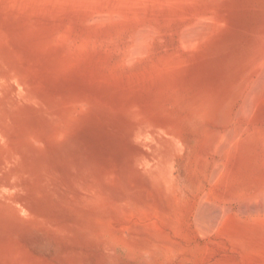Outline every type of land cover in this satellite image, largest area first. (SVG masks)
Returning a JSON list of instances; mask_svg holds the SVG:
<instances>
[{"label": "rangeland", "instance_id": "1", "mask_svg": "<svg viewBox=\"0 0 264 264\" xmlns=\"http://www.w3.org/2000/svg\"><path fill=\"white\" fill-rule=\"evenodd\" d=\"M69 1L0 0V264H264V0Z\"/></svg>", "mask_w": 264, "mask_h": 264}, {"label": "bare ground", "instance_id": "2", "mask_svg": "<svg viewBox=\"0 0 264 264\" xmlns=\"http://www.w3.org/2000/svg\"><path fill=\"white\" fill-rule=\"evenodd\" d=\"M67 1H69V0H66V2H67ZM70 1H72V0H70ZM70 1H69V2H70ZM73 1H75V2L78 1V2H79V0H73ZM73 1H72L71 4H70L71 6L74 4ZM80 1H81V0H80ZM83 1H84V0H83ZM83 1H81V2H83ZM89 1H90V0H89ZM92 1H93V0H92ZM92 1H90V2H92ZM112 1H113V0H112ZM141 1H142V0H141ZM156 1H157V0H156ZM158 1H162L163 3H164V1L166 2V0H164V1H163V0H158ZM167 1H170V0H167ZM173 1H175V0H173ZM177 1H178V0H177ZM179 1H180V0H179ZM189 1H190V0L187 1V4H188ZM196 1H198V0H196ZM196 1L193 0V2H196ZM212 1H213V0H212ZM212 1H210V4H213ZM62 2H63V0H62ZM69 2H68V3H69ZM87 2H88V1H87ZM105 2H106V1H105ZM105 2H100V3H101L100 6H102L103 4H105V6H107ZM107 2H108V1H107ZM110 2H111V0H110ZM110 2H109L108 4H110ZM115 2H116V0H115ZM128 2H129V0H128ZM131 2H132V0H130V3H128V4L130 5ZM134 2H135V1H134ZM143 2L148 4V3H150V0H143ZM143 2H141V3H143ZM190 2H192V1H190ZM202 2H203V1H202ZM202 2H201V3H202ZM205 2L207 3V2H209V1L207 0V1H205ZM215 2H216V4H217L218 0L215 1ZM219 2H221V1H219ZM76 3H77V2H76ZM92 3H93V2H92ZM92 3H89V4L91 5ZM95 3H96V2H95ZM102 3H103V4H102ZM119 3L122 4V2H119ZM126 3H127V2H124V3H123V4H125L126 6H123V4L121 5V6L124 7L122 10H125V9H126L125 7H127V9L135 7V6H133L134 4L132 5L133 7H132L131 5H130V6H131V7H130V6H128ZM167 3H168V2H167ZM79 4H80V3H79ZM82 4H83V3H82ZM82 4H81V6H82ZM96 4L99 6V3H96ZM111 4H114V3H111ZM115 4L118 5V1H117V3H115ZM157 4H158V3H157ZM172 4H173V3H172ZM175 4H176V3H175ZM214 4H215V3H214ZM86 5H88V4H86ZM116 5H114V6H116ZM142 5H143V4H141V6H142ZM177 5H178V4H177ZM217 5H219V4H217ZM76 6H77V5H76ZM105 6H103V7H105ZM121 6H120V7H121ZM136 6L138 7V5H136ZM139 6H140V5H139ZM143 6H145V4H144ZM165 6H166V5H165ZM172 6H173V5H172ZM79 7H80V6H79ZM79 7H77L76 9L78 10ZM89 7L92 8L91 6H89ZM94 7H95V6H93V8H94ZM116 7H117V6H116ZM116 7H115V9H116ZM137 7H136L134 10H136ZM149 7H150V6H149ZM155 7H156V6H155ZM67 8H68V7H67ZM93 8H92V9H93ZM109 8H110V6H109ZM121 8H122V7H121ZM138 8H139V7H138ZM142 8H144V7H142ZM145 8H146V7H145ZM145 8H144V10H141V9L139 8L138 11L136 10L137 12H136V11H131V12H130V11H128V10H127V11L130 12L129 14H131V17L133 16V18H134L135 15H136V17H137L138 15H140V14H139V13H141L140 11L144 12L146 9H150V8H148V7H147L146 9H145ZM151 8H152V7H151ZM174 8H175V7H174ZM186 8H187V7H186ZM72 9H73V6H72ZM74 9H75V8H74ZM82 9H84L83 11L86 10L85 12H86L87 15L90 13V12H89V13L87 12V10H90V9H88L87 7L82 8ZM92 9H91V11H92V14H93V15L91 16V13H90L89 16H91V18L89 17V18H90V19H89V18L87 17V18H86V19H87V22H88V23H93V22H94L92 25H98L97 23H99V25L102 27V26H103L102 20H104L103 18H106V15H105L106 12H107V14H108V13H111V11L113 10V7H112V10L110 9L111 11H110V10H107L108 7H105L104 9L107 10V11L105 10L106 12H103L104 9H102V12H101V8H97V10L100 9V12H101V14H99L100 12H99V10H98V12H99V13L97 12L98 15H97L96 13H94V10H95V12L97 11L96 8H95L94 10H92ZM115 9H114L113 12H116V13H117V11H116ZM118 9H119V8H117V10H118ZM152 9H153V8H152ZM152 9H151L150 11H149V10H146V11H149V13H151V12H152ZM155 9L158 10L157 8H155ZM155 9H154V10H155ZM159 9L162 10L161 7H159ZM165 9H166V7H165ZM176 9H178V8H176ZM176 9H175V10H176ZM181 9H182V7L180 8V10H181ZM80 10H81V9H80ZM120 10H121V9H120ZM120 10H118V12H119ZM129 10H130V9H129ZM139 10H140V11H139ZM173 10H174V9H173ZM173 10H172V11H173ZM175 10H174L175 13L171 14V11H170V8H169V11H170V12H169V13H170L169 16H170V15H173V16H174V14H176V15L178 16V14L176 13ZM188 10H189V9H188ZM191 10H192V9H191ZM75 11H76V10H75ZM108 11H110V12H108ZM127 11H123V12L120 11L119 13L122 12V13H121V15H122L124 12L126 13ZM146 11H145V14L148 13V12H146ZM181 11H182V10H181ZM186 11H187V10H186ZM196 11L198 12V10H196ZM215 11H216V10H215ZM215 11H214V14L212 13L213 11H212V12L210 11V12L212 13V15H214L215 18H216V16H217L219 13H221V14L223 13L222 11H221V12L219 11V13L216 14V16H215ZM79 12H80V11H79ZM79 12H78V13H79ZM81 12H82V11H81ZM85 12H84V13H85ZM113 12H112V14H110V17H109V18H106L107 21H108V20L111 21V19H112L111 16H113V14H115V13H113ZM134 12L138 13V15H137L136 13H134ZM167 12H168V11H167ZM177 12H178V11H177ZM188 12H191V11H187V16H190V17H191L192 15H194V17H195V14H190V15H188ZM199 12H201V11L199 10ZM199 12L197 13V15L200 14ZM203 12H204V11H203ZM216 12H218V11H216ZM76 13H77V12H76ZM102 13H103V14H102ZM104 13H105V14H104ZM119 13H117V15H119ZM125 13H124V14H125ZM133 13H134L135 15H134ZM149 13H148V14H149ZM156 13L158 14L157 11H156ZM204 13H205V12H204ZM204 13H203V14H204ZM207 13H208V12H207ZM211 13L209 14L210 16H211ZM81 14H82V13H81ZM95 14H96V15H95ZM126 14H127V13H126ZM129 14H127V15H128V18H127V16H125V15H124V16H123V15H122V16L119 15L120 18L118 19V22H117V19H116V18H118V16L115 14V15H116V17H115V20H116V21H115V22H111V23H110V21H109L108 23L110 24V26H112V23H113V25H114V23H116V24L118 23V24H119V21L123 20V19H121V17H126V18H127L126 22H127L129 19H131L130 21H132L133 18H130V17H129ZM143 14H144V13H143ZM143 14H141L142 16L140 15V16L142 17V20H143ZM151 14H155V13H151ZM162 14H163V13H162ZM182 14H184V13H182ZM185 14H186V13H185ZM223 14H226V13H223ZM79 15H80V14H79ZM155 15H156V14H155ZM160 15H161V14H160ZM197 15H196V16H197ZM219 15H220V14H219ZM219 15L217 16L218 18H219ZM108 16H109V15H108ZM140 16H138V18H139ZM147 16L149 17L150 15H147ZM151 16H152V15H151ZM177 16H176V18H178V20H180V19L182 18V17H181V13H180V16H179L180 18L177 17ZM182 16H183V15H182ZM200 16L205 17V15H200ZM210 16H209V17H210ZM223 16H224V18H225L226 15H223ZM113 17H114V16H113ZM136 17H135V18H136ZM141 17H140V18H141ZM145 17H146V15L144 16V18H145ZM158 17H159V16H158ZM184 17H185V15H184ZM190 17H187V18H188V20L191 21V18H190ZM194 17L192 16V18H194ZM211 17L214 18L213 16H211ZM211 17H210V18H211ZM138 18H136V19H137V22H138V21L141 22V19L139 18V20H138ZM154 18H155V20L157 19L156 17H153V16H152V18L150 17V19H152V20H151L152 22L155 21ZM176 18H175V19H176ZM189 18H190V19H189ZM198 18H200V17H198ZM218 18L215 19V21H213L214 19H213V20L211 19V23L214 22V23L217 24V20H219ZM220 18H221V17H220ZM224 18L222 17L221 19L224 20ZM226 18H227V17H226ZM88 19H89V20H92V19H93L94 21L92 20V21L90 22ZM106 19H105V21H103V22L105 23V26H103V27H106V28L108 27V28H109V25L106 26ZM120 19H121V20H120ZM145 19H146V18H145ZM148 19H149V18H148ZM148 19H147V20H148ZM150 19H149V20H150ZM158 19H159V18H158ZM158 19H157V21H158ZM160 19H161V18H160ZM162 19H163V18H162ZM171 19H172V21L174 20L173 18H171ZM195 19H196V18H195ZM206 19H209V18L206 16ZM221 19H220L219 21L223 22V20H221ZM227 19H228V18H227ZM77 20H78V19H77ZM99 20L101 21V24H102V25L100 24V21H99ZM112 20H114V18H113ZM133 20H134V19H133ZM149 20H148V22L150 23L151 21H149ZM197 20H198V21H201V19H196V22H194V20H192V22L195 23V24H194V23L192 24V27H193L194 25L198 24V23H201V22H198ZM202 20H204V19L202 18ZM73 21H74V20H73ZM96 21H97V22H96ZM98 21H99V22H98ZM134 21H136V20H134ZM144 21H145V20H144ZM144 21H142L143 24H140V22H138L140 25H139L137 22H135V23H137L138 26H139V27H138V26L136 25V26H137V29H135L136 27L133 26L134 24H132V27H133L134 29L130 26V28H132V29H131V32H132V30H135V32H134V37H133V38H136V37H137V40L134 39V41H131L132 43L129 44V45H131L132 53H133L134 55H133L132 53H130V52H129V53H130L131 55H129V54L127 53L128 50L131 51L130 48H129L128 50H126L127 52H125V51L123 50V49H125V47L122 49V51H124L125 53L128 54V56H127L128 58H129V56H130V58H131L132 55L135 56V54H136V53H140V51H142L141 53L145 54V55H144L145 57H146V55L151 56V55H150V52H151L152 49H151L150 47H153L154 44H151L152 42L150 43V38H148V36H145V34L147 35V32H148L149 34L152 33V32L155 33L156 30H155V28H153V27L158 28L159 26H157V24H155V23L153 22L154 25L152 24L153 26H151V27L154 29V31L151 29V27L149 26V24H148V26H149V28H150L149 30H151V32L148 31L147 27H146V29H147V31H146V30H145V24H147V21H145L146 23H144ZM157 21H155V22L157 23ZM161 21H162V20H161ZM172 21H171V22H172ZM208 21H210V19H209ZM219 21H218V22H219ZM224 21H225V20H224ZM95 22H96V23H95ZM132 22H133V21H132ZM142 22H141V23H142ZM159 22H160V21H158V24H159ZM174 22H176V20H175ZM197 22H198V23H197ZM206 22H207V20L204 21V23L202 22L201 25L203 24V27L207 29L208 26L206 25L207 27H205V25H204ZM221 22L218 23L217 25H219V24H223V23H221ZM225 22H228V20L225 21ZM225 22H224V23H225ZM108 23H107V24H108ZM121 23H122V25H120V29H121V27L124 29L123 23L125 24V21H124V22L122 21ZM176 23H177V26H178V25H179L178 22H176ZM176 23H173V24H176ZM180 23H181V21H180ZM127 24L130 25V22H129V23L127 22ZM127 24H125V26H126ZM150 24H151V23H150ZM160 24H161V23H160ZM206 24H207V23H206ZM77 25H79V24H77ZM129 25H128V26H129ZM164 25H165V24H164ZM164 25H163V26H164ZM198 25L201 26L200 24H198ZM209 25H212V26L214 25V28L209 26V30H210L211 28H212V30H213V29L215 30V28H216V27H215V24H210V22H209ZM81 26H82V25H81ZM114 26H116V25H114ZM128 26H127V28H128ZM146 26H147V25H146ZM199 26H198L197 28H199ZM227 26H228V25H227ZM95 27H96V26H95ZM117 27H118V26H117ZM184 27H185V26H184ZM195 27H196V26H195ZM217 27L219 28V26H217ZM224 27H225V28H224ZM224 27H222V25H221L220 29H226V28H227L226 25H225ZM186 28H187V27H186ZM197 28H196V31L198 30ZM201 28H202V27H201ZM218 28H216L215 31L220 32ZM84 29H86V28H84ZM84 29H83L82 31H84ZM112 29H113V26H112ZM112 29H111V27H110L109 30H112ZM125 29H126V28H125ZM160 29H161V27H160ZM160 29H158V31H159ZM187 29H188V28H187ZM187 29H186V30H187ZM102 30H103V29H102ZM188 30H189V29H188ZM192 30H193V29H191L190 31H192ZM113 31H114V30H113ZM145 31H146V32H145ZM158 31H156L155 34L158 35V36H161V33L159 34L160 31H159V32H158ZM202 31H203V30H202ZM215 31H213V33H211V30H210V34H212V35H213V34H218V33L215 32ZM84 32H85V31H84ZM93 32H94V31H93ZM105 32H106V31H105ZM123 32H124V31H123ZM123 32H122V34H123ZM126 32H127V31H126ZM126 32H124V33H125V36L123 35L124 37H126ZM128 32H130V31L128 30ZM165 32H166V31H165ZM75 33H76V32H75ZM81 33H82V32H81ZM88 33H89V31H88ZM154 33H152V35H153ZM157 33H158V34H157ZM198 33H199V32H198ZM204 33H205V32H204ZM57 34H58V33H57ZM70 34H71V33H70ZM82 34H83V33H82ZM127 34H128V33H127ZM132 34H133V32L131 33V35H132ZM149 34H148V35H149ZM155 34H154V35H155ZM84 35H85V34H84ZM131 35L128 36V37H131ZM154 35L151 37L152 40H153L154 38H155V39L157 38L158 40H161L160 37H159V38H160V39H159L158 36L155 35L156 37H154ZM200 35H201V34H200ZM68 36H70V35H68ZM68 36H67V37H68ZM85 36H86V35H85ZM85 36H84V37H85ZM87 36H88V35H87ZM107 36H108V35H107ZM109 36H110V35H109ZM116 36H117V35H116ZM123 36H122V38H124ZM132 36H133V35H132ZM135 36H136V37H135ZM149 36H151V35H149ZM209 36H210V35H209ZM89 37H90V36H89ZM92 37H93V36H92ZM111 37H112V36H111ZM141 37H143V39H142L143 41L140 40ZM144 37H146V39H149V40H148L149 43H143V42H146V41H147V40L144 41V39H145ZM153 37H154V38H153ZM207 37H208V36H207ZM69 38H70V37H69ZM76 38H77V37H76ZM85 38H86V37H85ZM85 38H84V39H85ZM114 38H115V36H114ZM126 38H127V37H126ZM164 38H165V37H164ZM198 38L200 39V36H199ZM210 38H211V36H210ZM212 38H213V37H212ZM74 39H75V37H74L73 39L71 38V40H73L72 43H74ZM84 39H83V40H84ZM89 39H90V38H89ZM116 39H117V38H116ZM129 39H130V38H129ZM129 39L127 38L126 40L129 41ZM155 39L153 40L154 42H155ZM76 40H78V38H77ZM76 40H75V41H76ZM90 40H91V39H90ZM94 40H95V38H94ZM109 40H111V39H109ZM114 40H115V39H114ZM114 40H113V41L111 40V42H116V41H114ZM122 40H123V39H122ZM124 40H125V38H124ZM126 40H125V41H126ZM130 40H132V38H131ZM152 40H151V41H152ZM184 40H185V39H184ZM206 40H207V39H206ZM211 40H212V39H211ZM87 41H88V39H87ZM96 41L98 42L97 39H96ZM99 41H100V40H99ZM117 41H118V40H117ZM176 41H177V40H176ZM178 41H179V40H178ZM181 41H182V40H181ZM187 41H189V39H188ZM187 41H185V43H187ZM84 42H86V40H85ZM93 42H94V41H93ZM109 42H110V41H109ZM123 42H124V41H123ZM156 42H157V40H156ZM204 42H205V40H204ZM86 43H87V42H86ZM90 43H91V42H90ZM102 43H104V42H102ZM102 43H98L97 45L102 44ZM116 43H117V42H116ZM120 43H121V41H120ZM126 43H128V42H126ZM126 43H124V44H126ZM159 43H160V42H159ZM161 43H162V42H161ZM161 43L159 44V46L161 45ZM202 43H203V42H202ZM64 44H65V42H64ZM64 44H63V45H64ZM77 44H78V42H77ZM83 44H85V43H83ZM92 44H93V43H92ZM94 44H95V43H94ZM94 44H93V45H94ZM124 44H122V45H124ZM142 44H146V46H147V44H148V46H150L149 44H151V46L149 47L151 50L148 52V54H147V49H146V48H148V47H145V49H144ZM155 44H156V43H155ZM157 44H158V43H157ZM157 44H156V46L154 45V47H153L154 50H155V47H156V48L158 47ZM175 44H176V43H175ZM177 44H178V43H177ZM197 44H199V40H198V43H197ZM69 45H70V44H69ZM86 45H87V44H86ZM97 45L95 44L94 47H96ZM126 45H128V44H126ZM204 45H205V43H204ZM71 46H72V44H71ZM76 46H77V45H76ZM87 46H88V45H87ZM90 46H91V45H89V47H90ZM100 46H101V45H100ZM119 46H120V45H119ZM144 46H145V45H144ZM165 46H167V45H165ZM184 46H185V45H184ZM197 46H198V45H197ZM91 47H93V46H91ZM97 47H98V46H97ZM122 47H123V46H122ZM129 47H130V46H129ZM171 47H172V45H171ZM171 47H170V48H171ZM190 47H191V46H190ZM190 47H189V48H190ZM66 48H68L67 45H66ZM71 48H72V47H71ZM126 48H127V46H126ZM142 48H143V49H142ZM160 48H162V46H161ZM198 48H199V47H198ZM95 49H97V48H95ZM111 49H112V48H111ZM157 49H158V48H157ZM199 49H200V48H199ZM199 49H198V50H199ZM202 49H203V48H202ZM69 50H70V49H69ZM74 50H75V48H74ZM93 50H94V48H93ZM145 50H146V53H145ZM165 50H168V49L165 48ZM194 50H197V49H194ZM75 51H76V50H75ZM102 51H103V50H102ZM137 51H139V52H137ZM157 51H158V50H157ZM157 51H156V54H157ZM69 52H71V51H69ZM72 52H73V51H72ZM124 52H123V55H124ZM134 52H135V53H134ZM152 52H153V51H152ZM152 52H151V53H152ZM154 52H155V51H154ZM160 52H161V51L159 50V53H160ZM166 52H167V51H165V52H163V53L166 54ZM169 52H171V51L169 50ZM176 52H177V51H176ZM196 52H198V51H196ZM65 53H66V52H65ZM81 53H82V51H81ZM190 53H191V52H190ZM193 53H194V52H193ZM66 54H67V53H66ZM143 54H141V55L138 54V55H139V57L141 56V58L144 59ZM152 54H153V53H152ZM154 54H155V53H154ZM156 54H155V55H156ZM167 54H168V52H167ZM176 54H178V53H176ZM195 54H197V53H195ZM171 55H172V54H171ZM171 55L168 54L169 57H170ZM174 55H175V53H174ZM174 55H173V57H176V56H177V55H175V56H174ZM82 56H84V55H82ZM125 56H126V54L124 55L123 59L125 58ZM133 56H132V57H133ZM142 56H143V57H142ZM127 57H126V58H127ZM173 57L171 56L172 59H173ZM193 57H194V56H193ZM198 57H199V56H198ZM258 57H259V55H258ZM260 57H261V58H260ZM260 57H259L260 59L258 58V59H259V64H260L261 68H264V55H263V56H260ZM126 58H125V59H126ZM141 58H139V59H141ZM171 58H170V59H171ZM177 58H180L179 54H178V57H177ZM121 59H122V58H121ZM123 59H122V60H123ZM137 59H138V56H137ZM162 59H164V60L167 61V62L169 61L168 58H167V60H166V58L162 57ZM100 60H101V59H100ZM132 60L135 61L136 58L134 57ZM147 60H150V57L147 58ZM173 60H174V59H173ZM180 60H181V59H180ZM187 60H188V59H187ZM191 60H192V59H190V61H191ZM194 60H195V59H194ZM123 61H124V63H123ZM123 61L120 62V63H122L123 66L126 65V64H127V66L130 65V64L127 63V62L129 61L128 59H127L126 61H125V60H123ZM130 61H131V60H130ZM130 61H129V63H130ZM142 61H143V60H142ZM142 61H141V62H142ZM152 61L154 62V60H152ZM162 61H163V60H162ZM257 61H258V60H257ZM257 61H255L254 63H256ZM125 62H126V64H125ZM135 62H136V61H135ZM135 62H134V63H135ZM145 62H146V61H145ZM174 62H175V61H174ZM180 62H181V61H180ZM131 63L134 65V63H133L132 61H131ZM175 63H176V62H175ZM185 63H186V62H185ZM190 63H191V62H189V64H190ZM257 63H258V62H257ZM132 64H131V65H132ZM152 64H153V63H152ZM187 64H188V63H187ZM259 64H257V65H259ZM103 65H104V64H103ZM120 65H121V64H120ZM148 65H150V62H148ZM98 66H100V65H98ZM123 66H122V67H123ZM179 66H180V65H179ZM184 66H185V65H184ZM251 66H252V64H251ZM254 66H255V64H254ZM254 66H253V67H254ZM124 67H125V66H124ZM129 67H130V66H129ZM186 67H187V66H186ZM186 67H185V68H186ZM188 67H189V65H188ZM183 68H184V67H183ZM122 69H123V68H122ZM124 69H125V68H124ZM129 69H131V68H129ZM166 69H168V68H166ZM166 69H164V70H166ZM170 69H171V68H170ZM170 69H169V71H170ZM179 69H180V71L182 70L180 67H179ZM250 69H251V68H250ZM252 69H253V68H252ZM72 70H73V69H72ZM127 70H128V69H127ZM171 70H172V69H171ZM174 70H175V69H174ZM177 70H178V69H177ZM110 71H111V70H110ZM146 71H147V70H146ZM178 71H179V70H178ZM175 72H177V71H175ZM154 73L157 74V72L153 71V74H154ZM159 73L161 74V71H160ZM171 73H174V72H171ZM171 73H170V74H171ZM182 73H183V72H182ZM182 73H181V74H182ZM74 74H75V73H74ZM85 74H86V73H85ZM136 74H139V73H136ZM149 74H150V73L148 72V75H147V76H149ZM113 75H114V74H113ZM157 75H158V76H157ZM157 75H156V77H157V80H158V77L161 76V75H159V74H157ZM173 75H174V74H172V76H173ZM178 75H179V74H178ZM256 75H257V74H256ZM105 76H106V75H105ZM142 76H144V75H142ZM151 76H152V74L150 75V77H145V78H150V79H151ZM110 77H111V75H110ZM152 77H153V76H152ZM261 77H262V76H261ZM82 78H83V77H82ZM131 78H132V77H131ZM135 78H138V77H135ZM167 78H168V77H167ZM259 78H260V77H258V79H259ZM80 79H81V78H80ZM159 79H161V78L159 77ZM252 79H253V78H252ZM256 79H257V78H256ZM261 79H262V78H261ZM261 79H260L259 81H262V80L264 79V76H263V79H262V80H261ZM112 80H113V79H112ZM141 80L144 81V80H146V79H143V77H142ZM151 80H152V81H151ZM151 80H149V81L153 82V79H151ZM160 81H162V80H159V81H158V84L161 85ZM253 81H254V79H253ZM259 81H256V82H257V85H258V84L260 85L261 82H259ZM263 81H264V80H263ZM263 81H262L261 85L264 84ZM87 82H88V81H86V83H87ZM145 82H146V81H145ZM151 82H150V83H151ZM155 82H156V79H155ZM256 82H251V83H253V84L255 83V85H256ZM258 82H259V83H258ZM117 84H118V83H117ZM249 84H250V82H249ZM146 85H147V84H146ZM257 85H256V86H257ZM259 85H258V86H259ZM261 85H260V86H261ZM118 86H119V85H118ZM151 86H154V88H155L156 84H155V85H152V83H151ZM158 86H159V85H158ZM158 86H157V88H158ZM249 86H251V85H249ZM258 86H257V88H258ZM260 86H259V87H260ZM114 87H115V86H114ZM145 87H146V86H145ZM117 88H118V87H117ZM249 88H251V90L254 89V88H252V87H248V89H249ZM261 88H262V87H260V89H261ZM113 89H114V88H113ZM119 90H120V89H119ZM246 90H247V89H246ZM258 90H259V89H258ZM258 90H257V94H260V93H261L260 91H264V87H263L262 90H259V93H258ZM248 91H250V90H248ZM253 91H254V93H255L256 89H254ZM243 92L245 93V91H243ZM250 92H251V91H250ZM250 92H248V93H249V96H248V97L250 98V99H249V98H248V99H249L251 102L254 100V98H255V100H256V96L261 97L260 95H256V96L254 95V96H255V97H254L253 94H252V96H251V95H250ZM244 93H243V94H244ZM251 93H253V92H251ZM246 94H247V93H246ZM262 94L264 95V92L261 93V95H262ZM142 95H143V94H142ZM244 95H245V94H244ZM247 95H248V94H247ZM263 95H262V96H263ZM251 97L253 98V100H251ZM246 98H247V97L245 96L244 100H245ZM262 98H263V97H262ZM248 99H246V102H248V104H249V103L251 104V102H250ZM260 99H261V98H260ZM247 100H248V101H247ZM255 100H254V101H255ZM257 100L259 101V98H257ZM254 101H253L252 103L255 105V102H254ZM258 101H257V102H258ZM244 102H245V101H244ZM241 104H243V102H242ZM241 104H240V105H241ZM245 104H247V103H245ZM248 104H247V105H248ZM250 104H249V108L253 109V108H254V107H253L254 105L252 104L253 106L250 107ZM237 105H238V104H237ZM235 107H236V106H235ZM239 108H241V107H239ZM245 108H247V107H245ZM249 108L247 109V111L243 108V110H241L240 113H241V112H244V111L249 113L250 111H252V110H250ZM237 109H238V108H237ZM241 109H242V108H241ZM238 110H239V109H238ZM248 110H249V111H248ZM237 112H238V111H237ZM245 112H244V113H245ZM252 112H253V111H252ZM244 115H245V114H244ZM242 116H243V115H242ZM245 116H246V115H245ZM247 116H248V114H247ZM237 117H239V116H237ZM243 119H244V118H243ZM235 129H236V128H235ZM239 132H241V130H240ZM215 133H216V132H215ZM228 133H229V132H228ZM216 134H217V133H216ZM216 134H213V135L216 136ZM218 134H220V133L218 132ZM218 134H217V136H218ZM239 134H240V133H239ZM229 135H230V134H229ZM237 135H238V133H237ZM215 136H214V138H215ZM234 136H236V134L233 135L232 137H234ZM239 136H240V135H239ZM239 136H238V137H239ZM220 137H222V136H220ZM220 137H219V138H220ZM227 138H228V137H227ZM234 138H236V137H234ZM234 138L232 139L233 142L236 141ZM236 139H237V138H236ZM224 141H225V140H224ZM226 141H227V140H226ZM221 142H222V140H221ZM229 142H231V141L229 140ZM224 143H225V142H224ZM229 144H230V143H229ZM213 145H214V144H213ZM226 145H227V144H226ZM232 145H233V144H232ZM232 145H231V146H232ZM231 146L229 145V148H230ZM223 148L226 149V147H223ZM226 151H227V150H226ZM223 153H224V152H223ZM229 153H230V152H229ZM225 154H226V153H225ZM259 154H260V153H259ZM226 155H227V154H226ZM263 155H264V154H263ZM234 156H235V155H234ZM235 160H237V159H235ZM219 161H220V160H219ZM215 162H216V161H215ZM234 162H235V161H234ZM216 163H217V162H216ZM220 167H221V165H220ZM222 167H223V166H222ZM217 169H218V168H217ZM219 170H221V169H219ZM226 171H227V169H226ZM218 172H219V171H218ZM218 172H213V173H217V174H218ZM215 175H216V174H214V176H215ZM212 176H213V175H212ZM215 178H216V177H215ZM262 191H263V190H262ZM251 195H252V194H251ZM255 195H256V194H255ZM263 195H264V194H260V193L258 192V197H259V198L261 197L260 199L263 198ZM258 197H257V198H258ZM257 198H256V199H257ZM256 199L254 198V201H255ZM249 200H250V199H249ZM263 200H264V199H263ZM203 201H204V200H202V202H203ZM257 201H258V200H257ZM246 202H247V200H246ZM250 202H252V201H250ZM263 206H264V205H263ZM202 207H203V206H202ZM224 208H225V207H224ZM204 209H206V208H204ZM204 209H203V210H204ZM212 210H213V209H212ZM212 210L209 209V211H212ZM257 210H258V209H257ZM198 211H199V210H198ZM239 213H241V212H239ZM262 213H263V212H262ZM199 214H200V212H199ZM232 214H233V213H232ZM263 214H264V213H263ZM220 215H221V214H220ZM222 215H223V214H222ZM208 216H209V215H208ZM216 216H217V215H216ZM216 218H217V217H216ZM219 219H220V218H219ZM217 220H218V219H217ZM197 222H198V221H197ZM205 222H206V221H205ZM215 222H216V221H215ZM215 224H216V223H215ZM199 226H200V225H199ZM208 230H209V229H208ZM252 259H253V258H252Z\"/></svg>", "mask_w": 264, "mask_h": 264}]
</instances>
